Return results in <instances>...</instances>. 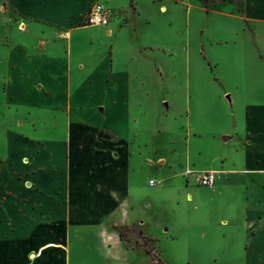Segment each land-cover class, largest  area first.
Listing matches in <instances>:
<instances>
[{
  "label": "crops",
  "instance_id": "1",
  "mask_svg": "<svg viewBox=\"0 0 264 264\" xmlns=\"http://www.w3.org/2000/svg\"><path fill=\"white\" fill-rule=\"evenodd\" d=\"M95 2L119 9L129 0H0L6 5L0 11V110L12 109L19 118L0 144V264H75L73 246L82 245L89 230L96 229L102 249V235L116 236L112 226L130 225L122 220L140 209L137 199L149 171L139 164L148 141L146 130L138 140L130 85L152 82L153 75L132 66L130 43L146 41L127 38L129 24L75 27ZM153 8L165 15L168 7ZM80 37L97 43L96 64L91 55L74 57L81 52ZM154 42L167 47L165 40ZM83 81L88 88L80 87ZM250 113L240 166L204 169L217 172L213 195L232 191L241 198L243 209H232L246 229L264 223V108ZM139 117L145 121V111ZM246 243L254 246L253 240ZM255 252H247V264H261Z\"/></svg>",
  "mask_w": 264,
  "mask_h": 264
},
{
  "label": "rangeland",
  "instance_id": "2",
  "mask_svg": "<svg viewBox=\"0 0 264 264\" xmlns=\"http://www.w3.org/2000/svg\"><path fill=\"white\" fill-rule=\"evenodd\" d=\"M153 3L156 7L166 3V12L161 11L165 15ZM5 7L0 4V11ZM105 8L111 12L110 26L129 24L127 38H144L146 43H130L131 64L156 77L144 85H130L129 103L139 119L135 125L138 140L146 130L148 141V155L141 156L139 166L149 173L143 177L138 166L137 173L145 178L137 199L140 209L122 220L132 223L112 226L116 236L102 235V249L96 229L89 230L84 243L73 246L78 252L74 263L247 264L246 254L255 247L264 264V223L243 228L240 214L232 209H243L238 195L232 191L213 195L210 188L193 186L192 176L186 177L187 170L201 174L211 166L222 170L240 166L250 112L264 108V0L206 5L201 0H129L125 8ZM84 34L91 35V31ZM157 38L165 40L167 47H153ZM79 40L81 52H74V57L80 61L85 54L91 55L94 59L89 62L96 64L97 43ZM4 44L0 35V76L5 71L1 63ZM149 51L153 57L148 61ZM80 85L88 88L84 81ZM90 87L97 102V85ZM226 91L232 94V103ZM144 111L145 121L139 117ZM17 119L12 109L0 110V144L4 131L15 129ZM120 228L124 239L118 236ZM145 239L154 240L150 255L145 252Z\"/></svg>",
  "mask_w": 264,
  "mask_h": 264
},
{
  "label": "built area",
  "instance_id": "3",
  "mask_svg": "<svg viewBox=\"0 0 264 264\" xmlns=\"http://www.w3.org/2000/svg\"><path fill=\"white\" fill-rule=\"evenodd\" d=\"M111 18V12L105 8L104 5L95 2L89 8L88 12L78 18L74 22L75 27H90V26H97V27H107L109 25ZM63 38H68L69 33H64ZM217 172L215 171H206L201 174H196L192 171H186V175L192 176L190 178L191 183L193 186L196 187H205V188H212L215 182ZM152 184V181L149 182Z\"/></svg>",
  "mask_w": 264,
  "mask_h": 264
},
{
  "label": "trees",
  "instance_id": "4",
  "mask_svg": "<svg viewBox=\"0 0 264 264\" xmlns=\"http://www.w3.org/2000/svg\"><path fill=\"white\" fill-rule=\"evenodd\" d=\"M201 1H202V3L204 5H206V4H209V3H217V2L224 1V0H201ZM118 236H119L120 239H124L125 234H124V229L123 228H120L119 229ZM151 243H154V240H151V239L147 240V239H145V241H144L145 252L147 254H149V255L152 253V250L150 248L151 247L150 246Z\"/></svg>",
  "mask_w": 264,
  "mask_h": 264
},
{
  "label": "water",
  "instance_id": "5",
  "mask_svg": "<svg viewBox=\"0 0 264 264\" xmlns=\"http://www.w3.org/2000/svg\"><path fill=\"white\" fill-rule=\"evenodd\" d=\"M228 138L227 137H224L223 140H227Z\"/></svg>",
  "mask_w": 264,
  "mask_h": 264
}]
</instances>
